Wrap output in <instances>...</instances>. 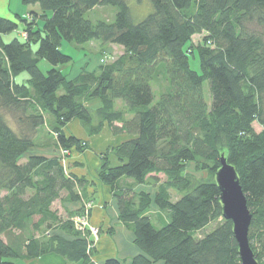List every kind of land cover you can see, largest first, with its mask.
I'll return each instance as SVG.
<instances>
[{
  "label": "trees",
  "instance_id": "1",
  "mask_svg": "<svg viewBox=\"0 0 264 264\" xmlns=\"http://www.w3.org/2000/svg\"><path fill=\"white\" fill-rule=\"evenodd\" d=\"M20 1L38 12H30L31 20L15 14L24 23L19 38L4 41L17 23L0 16V264L50 253L95 264L86 250L87 229L74 224L83 207H65L66 218L52 209L57 200L84 205L86 181L67 174L57 156L29 153L46 125L58 149L84 150L85 142L64 133L72 120L89 136L104 126L127 136L102 155L97 176L110 186L118 219L139 250L129 264H240L215 182L221 156L236 171L251 213L249 245L264 264V35L254 28H264V0H148L151 12L137 22L127 0ZM104 6L116 9L112 19L85 17ZM194 35L201 36L199 44L192 43ZM63 40H96L123 51L68 78L56 67L71 61L59 49ZM195 54L200 72L189 64ZM41 59L51 65L45 72ZM23 72L28 76L18 81ZM156 79L164 86L155 100ZM187 164L208 177L186 172ZM147 180L152 194L134 190ZM152 207L165 224L154 225ZM101 264L121 263L108 258Z\"/></svg>",
  "mask_w": 264,
  "mask_h": 264
},
{
  "label": "rangeland",
  "instance_id": "2",
  "mask_svg": "<svg viewBox=\"0 0 264 264\" xmlns=\"http://www.w3.org/2000/svg\"><path fill=\"white\" fill-rule=\"evenodd\" d=\"M8 0H0V16L10 19L14 22L17 23V28L12 31L9 34L3 35V39L5 42L9 41L13 37H18L20 36L21 31L23 30L24 23L20 21L16 16L14 15L17 13L20 17H25L28 20H31V11L38 12V7H33V6H27L24 5L20 0H10L9 5ZM127 3L129 5L130 9V17L132 22H137L141 20L143 17H145L148 13L151 12V6L148 2V0H127ZM116 12V9L111 6H104V7H97L95 8L94 11H88L85 14V17L92 20L96 21L97 19H112L114 14ZM111 16V17H110ZM110 17V18H109ZM254 28L258 31L261 32L264 35V28L256 27ZM201 41V36L199 35H194L192 37V43L194 45L199 44ZM60 51L66 55H69L71 57V61L65 64H59L57 65V69L61 70L68 78H73L75 77L79 71L82 68H85L88 71H92L96 69L100 64H105L106 62H110L113 59H115L117 56H119L123 49L119 45H107V46H101L98 41L92 40L89 42H86L84 44H75V43H69L67 41H62L61 45L59 47ZM189 64L190 67L195 69L197 72H200L199 69V62L198 58L195 55H190L189 56ZM51 65L49 62L45 59H41L38 62V67L41 71L45 72ZM27 73L23 72L21 73L18 77L17 80L20 81L22 78L24 79L27 77ZM153 84V90L155 92V100L158 98L157 94L162 90L164 86V81L162 79H156L152 82ZM203 89H204V95L207 99L208 98V84L207 82L203 83ZM89 107L94 109L99 105V101L97 99L92 100L88 103ZM118 105V104H117ZM7 121L14 126V119L6 112L3 113ZM48 123L52 122L50 117L46 118ZM255 129L258 131L260 129L259 125L256 123L254 124ZM36 144L34 147L30 149L29 153H37V154H43L46 156H57L60 159V162L65 170L66 168V157L68 156L67 152H64L62 149H58V151L54 150L53 146H55L56 141L54 140V134H51V129L50 125L47 127H42L39 129L36 137H35ZM74 150H71L70 152H73ZM83 151V150H82ZM108 151V150H107ZM106 151V152H107ZM113 158V157H112ZM110 159V156H109ZM101 162L99 164L98 170L103 163V158L101 156L100 158ZM113 162V159H110ZM98 170L96 173V177L98 179ZM186 172L191 173L195 175V177H208V173L206 171L202 172H197L194 170L192 164H187L186 166ZM161 176V174L159 175ZM99 180V179H98ZM100 181V180H99ZM135 191H148L149 193H153V183L150 181H146V183L136 186ZM153 190V191H152ZM81 192V190H80ZM82 193V192H81ZM172 195L174 197H177L178 194L174 191H172ZM84 203L88 204L87 207V226L90 228H93V230L87 228V232H84V235L87 238L86 242V250L88 252L89 258L93 261L95 264H101L99 262V259H95L93 256L96 253V248L98 246L99 239L102 237V235H108L112 236V233L114 232L111 230L112 228H106V227H99L95 225V223H92L91 221V213H92V208H93V201L90 199H86ZM67 203H61L58 200L55 201L52 204V209L56 210L59 215H61L63 218H66L67 212L64 210V208H67ZM82 207L84 205L80 204ZM78 208L73 206V210H77ZM150 217L152 219V222L156 227L161 226L166 223L165 216L162 212H160L156 207H152L150 209ZM220 219H217L216 221L211 222L205 229L201 230L198 232L197 236H200L203 234V232H207L210 229H212L214 226L218 224ZM87 235L89 237H87ZM51 256H56L60 257L59 255L56 254H50ZM45 257V256H44ZM43 258V257H42ZM38 258V259H12V264H50L48 262L47 258ZM65 262V261H64ZM54 264V263H52ZM63 264H68V263H63ZM69 264H77V263H69Z\"/></svg>",
  "mask_w": 264,
  "mask_h": 264
},
{
  "label": "crops",
  "instance_id": "3",
  "mask_svg": "<svg viewBox=\"0 0 264 264\" xmlns=\"http://www.w3.org/2000/svg\"><path fill=\"white\" fill-rule=\"evenodd\" d=\"M8 2L10 3V0ZM9 3L7 4L9 5ZM63 130L66 135H73L87 145L83 151L74 150L68 153L65 172L81 177L86 181L84 196L93 201L92 223H95L99 227L112 228L111 230L114 231L112 236L102 235L93 257L99 259L100 263L108 258H116L121 264H129L130 259L139 252L134 245L133 234L118 219V207L115 198L111 194L110 186L102 183L96 177L101 156L109 148L126 139L127 136L125 134H113L108 126H104L99 133L89 136L78 120H72ZM53 147L54 150L58 151L57 146ZM108 154L110 155V153ZM110 159H113V162H115V158H112L111 155ZM67 204L68 210L73 209V206L79 208L80 205L79 202ZM50 254L38 258H47L48 261H51L48 262L50 264L71 263L65 261L61 256L56 257ZM154 264L162 263L156 262Z\"/></svg>",
  "mask_w": 264,
  "mask_h": 264
},
{
  "label": "water",
  "instance_id": "4",
  "mask_svg": "<svg viewBox=\"0 0 264 264\" xmlns=\"http://www.w3.org/2000/svg\"><path fill=\"white\" fill-rule=\"evenodd\" d=\"M215 182L220 190L222 216L232 222L233 235L238 244L240 264H258L248 241L251 213L247 208L246 198L236 171L223 156L220 159V167L215 172Z\"/></svg>",
  "mask_w": 264,
  "mask_h": 264
},
{
  "label": "built area",
  "instance_id": "5",
  "mask_svg": "<svg viewBox=\"0 0 264 264\" xmlns=\"http://www.w3.org/2000/svg\"><path fill=\"white\" fill-rule=\"evenodd\" d=\"M87 207H88V204L85 203L84 207H83L84 213H81V214L74 217V224H75L76 228L79 230H83V229H87V228H88V230L89 229L93 230V228H90L89 226H87V220H86L87 219Z\"/></svg>",
  "mask_w": 264,
  "mask_h": 264
}]
</instances>
